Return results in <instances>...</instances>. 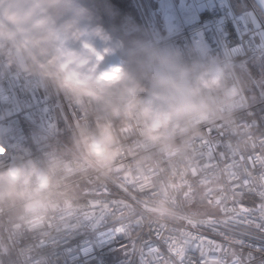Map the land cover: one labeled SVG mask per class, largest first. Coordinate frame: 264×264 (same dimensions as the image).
<instances>
[{
  "label": "built area",
  "instance_id": "1",
  "mask_svg": "<svg viewBox=\"0 0 264 264\" xmlns=\"http://www.w3.org/2000/svg\"><path fill=\"white\" fill-rule=\"evenodd\" d=\"M242 1L238 12L230 0H193L190 24L148 39L175 53L184 118L158 143L113 122L120 152L107 166L80 143L96 105L0 56V169L15 161L53 178L27 204L0 197V264H264V78L247 68L264 70V25ZM204 72L219 82L201 90L190 81ZM196 204L215 211L183 213Z\"/></svg>",
  "mask_w": 264,
  "mask_h": 264
},
{
  "label": "clouds",
  "instance_id": "2",
  "mask_svg": "<svg viewBox=\"0 0 264 264\" xmlns=\"http://www.w3.org/2000/svg\"><path fill=\"white\" fill-rule=\"evenodd\" d=\"M83 0H0V56L21 72L53 84L65 96L96 105L95 130L81 137L85 155L110 165L120 152L113 122L140 126L141 137L158 143L179 126L189 97L172 65L175 53L146 41L114 36ZM200 73L201 90L219 82ZM8 150L0 146V157ZM52 176L15 161L0 169V197L46 196Z\"/></svg>",
  "mask_w": 264,
  "mask_h": 264
},
{
  "label": "crops",
  "instance_id": "3",
  "mask_svg": "<svg viewBox=\"0 0 264 264\" xmlns=\"http://www.w3.org/2000/svg\"><path fill=\"white\" fill-rule=\"evenodd\" d=\"M230 1L236 11L241 12L246 10L245 6L242 7V0H235L240 4V10L235 7L232 0ZM248 1L264 25V0ZM83 2L94 4V7L91 9L92 13L95 17L100 18L98 22L102 23L114 36L126 41H137L135 38H127V36L138 29V24L132 18L131 14L134 13L131 9H128L130 5L126 0H83ZM133 3L135 5L134 0ZM141 4L145 8V14L146 11L152 14L151 19H153V22H155L154 19H157V22L163 21L164 24L166 21L169 26V21H171L170 28L164 30L167 36L179 33L184 24L194 19L193 0H143ZM160 30H154L155 34H157H154L155 38L161 35ZM142 34L146 37L145 41L148 42V35L146 36L143 32Z\"/></svg>",
  "mask_w": 264,
  "mask_h": 264
},
{
  "label": "rangeland",
  "instance_id": "4",
  "mask_svg": "<svg viewBox=\"0 0 264 264\" xmlns=\"http://www.w3.org/2000/svg\"><path fill=\"white\" fill-rule=\"evenodd\" d=\"M232 1L234 3L235 7L238 10H240L241 6L238 3V1H235V0H232ZM134 2H135L136 9L138 11L140 27L142 28L143 33L146 36L148 35V39L152 38V37L155 38V36H154V34H155L154 30L155 29L160 30V28H161L160 32L162 33L163 30H167V29L170 28L171 21H169V26H168V22H166V21H165V24L163 23V21L157 22L158 21L157 19H154L155 22H153L152 21L153 19H151L152 14H150L148 11H146V14L144 13L145 12V8L141 4V2L139 0H134ZM242 7H244L243 1H242ZM148 14H149V16H148ZM191 22L192 21H190L189 23L184 24L182 28H184L186 25L190 24ZM136 29H137V27H136ZM155 35H157V34H155ZM246 78H247V76H246ZM241 86L239 87V90L241 91V93H243L242 92L243 86H242V88H241ZM237 92H238L237 89H229V90L226 91V95L227 96H232V95H235ZM243 94L245 95V93H243ZM248 94L250 95V90L248 91ZM195 206H197V207H191V208L185 207L184 209H182V211H183V213H185V214H187L189 216H191V215H193V216H202V215L206 216V215L213 214L214 211H215L214 209H212V208H210V207H208V206H206L204 204H198V205L196 204Z\"/></svg>",
  "mask_w": 264,
  "mask_h": 264
},
{
  "label": "trees",
  "instance_id": "5",
  "mask_svg": "<svg viewBox=\"0 0 264 264\" xmlns=\"http://www.w3.org/2000/svg\"><path fill=\"white\" fill-rule=\"evenodd\" d=\"M142 1L143 0H140L141 3H142ZM126 2L130 5L128 9H131V11L134 13V14H131L132 18L135 20L136 24H138V29L136 31H134L132 34H130L129 36H127V38H135L137 41H145L146 37L143 36L142 28L139 26L140 22H139L138 11L135 8L133 0H126ZM247 68H248V70H250L251 75H253L254 77H256V78L263 77L264 78V70L262 69L261 65L258 64V62L254 61V62L248 63ZM237 76L239 78L240 86L241 85L243 86L242 92L245 93V95H247L249 86H248V81L246 79V76L242 73H237ZM242 86H241V88H242Z\"/></svg>",
  "mask_w": 264,
  "mask_h": 264
},
{
  "label": "bare ground",
  "instance_id": "6",
  "mask_svg": "<svg viewBox=\"0 0 264 264\" xmlns=\"http://www.w3.org/2000/svg\"><path fill=\"white\" fill-rule=\"evenodd\" d=\"M178 215H180V216H184L183 214H178Z\"/></svg>",
  "mask_w": 264,
  "mask_h": 264
}]
</instances>
